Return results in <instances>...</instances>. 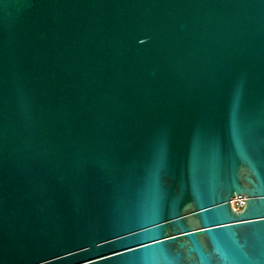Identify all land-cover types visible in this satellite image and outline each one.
Listing matches in <instances>:
<instances>
[{"label":"water","instance_id":"water-1","mask_svg":"<svg viewBox=\"0 0 264 264\" xmlns=\"http://www.w3.org/2000/svg\"><path fill=\"white\" fill-rule=\"evenodd\" d=\"M0 264H264V0H0Z\"/></svg>","mask_w":264,"mask_h":264},{"label":"built area","instance_id":"built-area-1","mask_svg":"<svg viewBox=\"0 0 264 264\" xmlns=\"http://www.w3.org/2000/svg\"><path fill=\"white\" fill-rule=\"evenodd\" d=\"M246 203V197L240 195V196H235L232 198L231 200V205L232 207L237 210L240 211L243 209V207L245 206Z\"/></svg>","mask_w":264,"mask_h":264}]
</instances>
